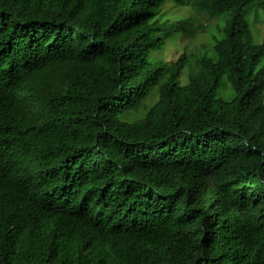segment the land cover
Wrapping results in <instances>:
<instances>
[{"label":"trees","instance_id":"16d2710c","mask_svg":"<svg viewBox=\"0 0 264 264\" xmlns=\"http://www.w3.org/2000/svg\"><path fill=\"white\" fill-rule=\"evenodd\" d=\"M202 1L188 51L186 0H0V264H264V35Z\"/></svg>","mask_w":264,"mask_h":264},{"label":"rangeland","instance_id":"374dc122","mask_svg":"<svg viewBox=\"0 0 264 264\" xmlns=\"http://www.w3.org/2000/svg\"><path fill=\"white\" fill-rule=\"evenodd\" d=\"M181 6V7H180ZM178 5L176 3L168 2L164 5L163 9L161 12L158 14L157 17L161 19H180L188 16V11L189 6H183V5ZM197 18L199 19V22H202L204 24H208L209 28L205 29V31H201L203 29H200L199 32L195 37H192L191 39H182L180 40V45H184L185 49L188 51L191 50V48L194 47H200L202 46L203 43H206L205 41H210L211 34H222L223 33V28L226 24V16L222 15L218 17V19H213V20H207L205 18V14H200L198 13ZM260 29L262 30V34L264 33V25L259 24ZM260 39L261 36H258ZM170 55V54H169ZM203 55V52L201 53ZM164 56H167V53H164ZM169 58H173V56L170 55ZM187 80V79H186ZM228 90V89H226Z\"/></svg>","mask_w":264,"mask_h":264},{"label":"clouds","instance_id":"9594fccd","mask_svg":"<svg viewBox=\"0 0 264 264\" xmlns=\"http://www.w3.org/2000/svg\"><path fill=\"white\" fill-rule=\"evenodd\" d=\"M187 1L188 0H186V3L184 6L190 7L189 8L190 11H188L187 13L188 15L193 14L196 16L198 13L205 14V18L207 20L218 19V17L224 15V14H220V15L218 14V16L216 17H211L207 11L201 10L200 7L199 9H192V7L190 6V4H188ZM202 2L206 4H210L216 9L223 8L226 6H232L236 9L243 8V9H250V11L254 10L253 12L249 11V13L247 14V17H245V21H246L247 26L251 28V32L256 36L258 40H261V38L263 37L264 33L263 35H261L262 30L260 29L259 24L264 25V0H203ZM172 3H175V2H172ZM243 11L246 12L248 10H243ZM197 19L199 20L201 18H197ZM200 23L203 26L209 27L207 23L206 24L202 22ZM258 36H261V38L259 39Z\"/></svg>","mask_w":264,"mask_h":264}]
</instances>
